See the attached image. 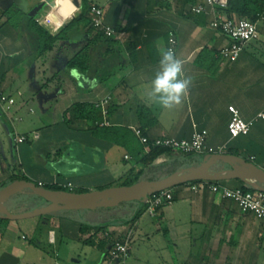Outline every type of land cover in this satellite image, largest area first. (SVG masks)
I'll return each mask as SVG.
<instances>
[{
    "label": "crops",
    "instance_id": "obj_1",
    "mask_svg": "<svg viewBox=\"0 0 264 264\" xmlns=\"http://www.w3.org/2000/svg\"><path fill=\"white\" fill-rule=\"evenodd\" d=\"M16 1L0 0V94L15 102L10 111L0 106V133L9 132L14 150L8 151L14 159L10 162L0 149V186L17 179L74 193L114 188L109 166L116 165L126 149L96 135L95 127L126 129L134 135L140 130L150 140L176 141H191L205 131L210 148L225 146V154L264 170V121H256L246 136L232 138L229 133L231 107L245 122L256 120L264 110V23L258 24L259 39L236 62L226 63L220 52L230 44L228 38L211 27V17L189 15L187 0H88L91 7L104 9L105 22L118 30L117 36L95 41L98 35L85 29L73 42H62L37 58L39 37L32 31L33 21L57 33L70 21L71 12L82 11L85 3L22 0L23 8ZM17 12L22 16L18 18ZM171 36L193 84L179 106L164 109L146 94L159 70L160 49L169 48ZM84 44L90 45L87 73L67 67L68 59ZM98 72L105 81L96 76ZM104 102H108L105 114L100 107ZM75 105L94 106L101 121L94 125L77 119L72 112ZM18 138L25 141L19 144ZM167 158L163 155L155 163ZM124 160L132 161L127 152ZM76 167L79 173L70 174ZM131 170L139 172L142 166L126 173ZM120 171L124 175V170L117 174ZM170 175L155 174L159 180ZM216 184L233 190L247 187L237 180ZM175 189L173 204L155 215L149 213L151 220L133 209L134 224L144 225L145 236L150 228L162 234L165 244L156 248L158 259L153 264H264L261 220L212 193L208 185L198 192L191 185ZM34 205L13 202L9 210L18 214ZM63 220L45 216L0 224V264H46L41 245H62L64 236L83 245L82 253L89 258L95 250L101 252V264H108L106 252L117 239L130 248L126 264L148 262L132 250L134 230L117 225L102 231L97 220L85 222V227L77 221L70 227Z\"/></svg>",
    "mask_w": 264,
    "mask_h": 264
},
{
    "label": "built area",
    "instance_id": "obj_2",
    "mask_svg": "<svg viewBox=\"0 0 264 264\" xmlns=\"http://www.w3.org/2000/svg\"><path fill=\"white\" fill-rule=\"evenodd\" d=\"M228 5L229 0H201V2L192 6L190 12L197 16L204 15L212 18L211 27L228 38L230 42L220 52V58L226 63H234L251 42L259 39L260 30L257 23L250 22L246 19L226 18L222 11L227 9ZM90 17L94 29L103 34L105 38L113 39L117 36L115 29L106 24L103 8L93 6L90 10ZM176 46L177 41L174 36H171L169 39V48L175 50ZM14 103V100L0 94V106L3 108L6 107V111H10ZM107 104L108 102H104L100 106L104 114L106 113L105 106ZM229 110L232 115L229 124V133L232 138L248 135L256 121H264V110L252 122L243 121L236 108L231 107ZM134 133L140 144L144 146L145 153H149L152 149L169 150L184 155H216L225 154L226 151L225 146L217 149L210 148L207 145V132L205 131L196 133L191 141H176L173 139L150 140L140 130H134ZM16 140L19 144L25 141L24 138H18ZM204 185H208L212 193L220 194L223 199L237 204L243 212L255 215L264 224V193L257 191L250 192L244 188L233 190L218 184L210 185L206 182L191 186L195 192H198ZM39 187L43 188L42 184H39ZM69 187L72 189L71 185ZM173 201L172 190L156 194L147 202V211L151 215H155L162 207L172 205ZM129 251L130 248L126 242H112L108 249V264H126Z\"/></svg>",
    "mask_w": 264,
    "mask_h": 264
},
{
    "label": "water",
    "instance_id": "obj_3",
    "mask_svg": "<svg viewBox=\"0 0 264 264\" xmlns=\"http://www.w3.org/2000/svg\"><path fill=\"white\" fill-rule=\"evenodd\" d=\"M237 180L247 188L264 193V170L256 165L229 154L204 155L198 166L187 167L161 180L139 182L128 187L110 188L103 191L74 193L52 191L33 182L14 181L0 189V220L20 221L48 216L58 212H92L98 209H115L122 204L146 205L159 193L193 183H219ZM27 194L40 198L43 205L28 212L14 214L9 210L11 199Z\"/></svg>",
    "mask_w": 264,
    "mask_h": 264
},
{
    "label": "trees",
    "instance_id": "obj_4",
    "mask_svg": "<svg viewBox=\"0 0 264 264\" xmlns=\"http://www.w3.org/2000/svg\"><path fill=\"white\" fill-rule=\"evenodd\" d=\"M85 3V7L82 11L76 12V10L71 12L70 15V21L67 24H64L61 29L57 33H52L40 25H38L36 22L33 21V26H31L32 31L37 33L39 37V43H38V49H37V58L43 57L45 54L52 52L60 43L62 42H73L74 39L78 38L85 29H89V32H95L98 36L95 41L99 40L100 38H103V34L98 32L94 29V27L91 24V17H90V10L91 7L88 3V0H83ZM199 0H187V5H190V10L192 6L198 4ZM222 13L226 18H241L246 19L253 23H264V0H229L228 8L223 10ZM189 15L191 16H197L192 14L189 11ZM204 16V15H201ZM116 33H118V30H115ZM107 39V38H106ZM110 40V39H109ZM89 44H84L79 51L75 52L67 61V67L69 69H78L83 73H87L89 69V56H88V49ZM98 56L96 55V58ZM96 76L103 82L106 80L105 76H103L102 72H98ZM72 112L75 115L77 119H85L86 121L92 123L95 125V123H99L101 121L100 118V111H98L94 106L90 105H75L72 108ZM98 136H104L108 141H110L113 145H117L120 147L125 148L128 150L131 155L136 159L137 165L142 166V170L139 172H136V170H131L124 178L129 182L130 184L128 186H132L136 183L143 182V181H158L155 177V174L158 170L163 167V165L155 166V162L161 158L163 155L169 156L171 159L174 158L176 162H178L180 157H184L187 162L185 164H182L179 168H176V171L180 168H187V167H196L198 166L199 162L203 158L204 155H197V154H191V155H184V154H178V156H175V153L169 150H162V149H152L149 151V153H145V148L143 145L140 144V142L137 140L136 136L129 130L121 129V128H104L101 129L99 127H95L93 129ZM178 160V161H177ZM147 178V180H145ZM134 179V180H133ZM133 180V181H129ZM14 181H18L17 179L11 180L7 184L1 185L0 189L5 188L9 184L13 183ZM197 184V183H193ZM189 184V185H193ZM210 185L216 184V183H208ZM247 191L254 192V190L250 188H244ZM52 191H62V189H59L58 187H50ZM28 191L25 192V194L17 195L16 197L11 199V202H19L23 204L29 203V201L35 202L36 206L43 205V201L34 196H30V200L26 199V194ZM19 196H24L25 201L20 200ZM131 205L135 206H143L136 203H129ZM146 206V205H144ZM148 208V206H147ZM104 210H111V209H104ZM134 211V210H133ZM137 216L141 214V209H137ZM120 217L119 218H113L110 222L107 224H104L103 226H98V229L105 230L109 226H117L120 225ZM82 226H87V224H83ZM117 242H123V240L117 239L114 240ZM112 241V242H114ZM105 245V244H104ZM108 254V252H106ZM109 261V259H108Z\"/></svg>",
    "mask_w": 264,
    "mask_h": 264
},
{
    "label": "rangeland",
    "instance_id": "obj_5",
    "mask_svg": "<svg viewBox=\"0 0 264 264\" xmlns=\"http://www.w3.org/2000/svg\"><path fill=\"white\" fill-rule=\"evenodd\" d=\"M17 5L20 7L25 8L26 5H24L22 3V0H18L16 1ZM17 16L18 18L21 15V13L17 12ZM49 124V123H48ZM11 135L9 134V132L7 131L6 134L4 132L0 133V149L2 150V153L9 158L10 162H13V156L8 153L9 152H14V150L12 149V142H11ZM11 147V148H10ZM123 148V147H122ZM11 150V151H10ZM127 152L130 156L132 161L129 162H125L124 160V153ZM13 154V153H11ZM167 162L164 163H155V166H160L163 165L162 168H160L158 170L157 168V173L156 175H160V177L164 176V175H170L172 174L175 170L173 168H179L182 164H185L187 162V160L184 157H180L176 162V160H174V158H167ZM137 165V161L136 159L131 155V153L128 150L125 151H121V153H119V157H118V163H116V165H110L109 168L112 170V174L115 178L114 183L112 184V187L117 188V187H128V185L130 184L129 182H127V180H125L124 176L126 174H128V172L126 173V171H128L130 168L135 167ZM122 168V169H120ZM183 169V168H180ZM180 169H178L177 171H179ZM119 170H124L125 173L124 175H121V171L120 173L117 174V172ZM157 177V176H155ZM134 180V179H133ZM133 180H129V181H133ZM147 180V178L145 179ZM10 182V181H9ZM31 182H33L34 184H36L37 186H39L38 181L36 180H32ZM144 182V181H143ZM145 182H149L148 180ZM153 182V181H151ZM45 189H50V187H45ZM110 189V188H108ZM178 189H173L172 193L177 191ZM180 190V189H179ZM69 191V190H68ZM80 193V192H79ZM20 200L25 201V197L24 196H19ZM13 201L9 204V207L11 208ZM163 208V207H162ZM133 209H141V214L143 215L145 214V218H147V220H151V216L149 215V212L147 211V206H135V205H131V204H122L121 206H119L118 208L115 209H111V210H104V209H98L92 212H88V211H81V212H68V211H63V212H58L55 214H51L48 216H56L59 219H64L67 222H69L68 224H70V227L74 226L75 223L78 222H91V220H97L98 222H101V226H103L104 224L102 223L104 220H106L107 222H110L113 218H119V215L121 216V220H120V225L134 230L135 235L132 237V250L133 252L136 254V256H138V259L141 257V259H144L146 263L149 264H153L158 258L156 255V248H159L161 246H163V241L162 240V234L161 236L158 235V233L156 234L154 232V230L152 228L149 229L147 235L145 236V233L143 232L144 230V225H136L134 224V215H133ZM165 210V209H164ZM130 211H132V213H129ZM125 214V216H123ZM45 217V216H43ZM41 218V217H39ZM63 220V221H64ZM0 224L2 226H7V224H9V221H0ZM59 224V223H58ZM99 224V225H100ZM59 226V225H58ZM58 232V238H59V230ZM166 242V241H165ZM67 244H70V246H68ZM168 244V241H167ZM43 252L46 253V264H75L74 261L76 260V262H81V264H101L102 263V254L101 252H99L98 250H95V253L93 254V257L90 256H85V254H83V249H85L83 247V245L77 243V242H73L72 237L70 236H64V240H63V244L62 245H58L53 247V246H47V245H41ZM75 258V260H73ZM128 259V258H127Z\"/></svg>",
    "mask_w": 264,
    "mask_h": 264
},
{
    "label": "clouds",
    "instance_id": "obj_6",
    "mask_svg": "<svg viewBox=\"0 0 264 264\" xmlns=\"http://www.w3.org/2000/svg\"><path fill=\"white\" fill-rule=\"evenodd\" d=\"M192 84L193 78L186 75L184 62L177 57L175 50L160 49L159 70L151 81V91L146 94L148 100L161 108L173 109L183 102ZM51 166L56 168L55 164ZM78 173L79 167L70 169V174Z\"/></svg>",
    "mask_w": 264,
    "mask_h": 264
}]
</instances>
